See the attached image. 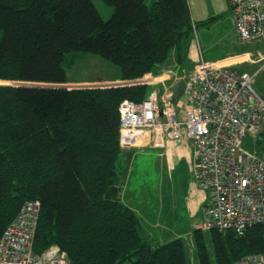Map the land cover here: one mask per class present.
Segmentation results:
<instances>
[{
	"label": "trees",
	"instance_id": "obj_1",
	"mask_svg": "<svg viewBox=\"0 0 264 264\" xmlns=\"http://www.w3.org/2000/svg\"><path fill=\"white\" fill-rule=\"evenodd\" d=\"M0 0V238L28 200L41 201L35 238L41 253L57 244L70 264H189L185 242L154 245L122 199L120 103L142 101L144 83L64 87L74 52L120 67V80L160 75L190 62L194 21L188 0ZM173 51V52H172ZM239 70H248L239 68ZM0 81V82H1ZM216 264L264 253V223L241 234L209 230ZM199 264H213L206 233L193 231Z\"/></svg>",
	"mask_w": 264,
	"mask_h": 264
},
{
	"label": "built area",
	"instance_id": "obj_2",
	"mask_svg": "<svg viewBox=\"0 0 264 264\" xmlns=\"http://www.w3.org/2000/svg\"><path fill=\"white\" fill-rule=\"evenodd\" d=\"M228 2L239 42L264 41V0ZM254 55L250 52L233 62L201 58L181 79L165 70L156 81L146 79L148 74L123 81L131 84L144 78L152 89L142 101L120 103L121 145L164 148L169 141L191 139L194 181L208 193L202 221L207 230L241 234L264 223V96L254 86L264 62L254 73L236 66ZM263 60L264 56L255 62ZM248 135L254 151L244 146ZM41 210L38 199L22 205L0 238V264H70L60 245L35 251ZM231 264H264V253Z\"/></svg>",
	"mask_w": 264,
	"mask_h": 264
},
{
	"label": "rangeland",
	"instance_id": "obj_3",
	"mask_svg": "<svg viewBox=\"0 0 264 264\" xmlns=\"http://www.w3.org/2000/svg\"><path fill=\"white\" fill-rule=\"evenodd\" d=\"M147 1L151 2V0ZM188 1L194 21L214 18V20H211L209 25H200L194 31L193 40L199 47L197 59H195L194 64H197L199 60H201V58L213 61L220 60L224 57L242 53L246 49H250L249 52L255 54L254 56H252V59L248 61L239 60L241 62H237L236 66H238L239 68H246L251 73H254L261 67L264 60L259 62H255V60L264 56V41L248 42L243 44L239 42L235 24V17L228 3V0ZM93 2L96 4L104 19L107 20L111 17L114 12V7L112 5H109L104 0H93ZM2 34V30H0V40L2 38ZM69 57L75 58V62L71 67L67 69L69 81L65 84H62L65 85V87H105L123 84V81L120 80V67L114 62L94 53L74 52L69 54ZM240 58L242 57L232 58L225 62H233L235 60L237 61V59ZM164 63H166L169 67V69L166 68V72L172 71L177 79H181L188 73V70L194 67V64L191 65V62H189L185 66L183 65L182 68L174 69L172 68L170 59H167V61ZM164 63H162L161 65H164ZM152 78H155V80L152 81H156L162 79L163 76L153 75L151 73L146 76V79ZM142 80H144V78L139 80V82L133 83L148 84L146 81ZM1 83L13 82L1 81L0 84ZM181 83L182 80H180L179 84ZM148 85H151V83ZM254 86L264 96V71H262L261 73L259 72L258 76L255 79ZM252 141L253 138L248 135L244 141V146L247 149L254 151L255 149L253 147ZM136 152L137 153L135 157H157L156 154L158 150L140 149ZM155 175L156 172L153 167L151 168L150 162L148 173L142 172L139 167L138 171L136 170L133 174V178L135 180V183L133 184L134 187L136 189H138L140 185L145 188L151 187L152 185H150L149 182L150 179L155 181ZM177 181H180V183L171 187L170 191H173L171 193L166 192L161 197L157 195V199L153 195V192L151 193L150 190H147L144 191V194L137 195V199L133 200V202H136V204L140 205L150 204L156 206L159 205L160 202H163L164 205H167L170 202L174 203L177 201V203L181 207V205L183 204L184 187L181 184V180L177 179ZM118 183H120V181H118ZM131 197L134 198V196ZM182 228L188 229V225H183ZM198 228L206 233L207 249L212 258L213 264H216L213 244L208 233L209 230H207L202 224L199 225ZM193 230L194 227H191L189 231H187V233L182 236V239L185 242L189 264H199L198 257L196 255V243L193 236Z\"/></svg>",
	"mask_w": 264,
	"mask_h": 264
},
{
	"label": "crops",
	"instance_id": "obj_4",
	"mask_svg": "<svg viewBox=\"0 0 264 264\" xmlns=\"http://www.w3.org/2000/svg\"><path fill=\"white\" fill-rule=\"evenodd\" d=\"M198 48L196 42L192 40L189 51L191 65L197 59ZM249 51L250 49H246L242 53L233 54L220 60L225 62L232 58L242 57L245 54H249ZM166 68L169 69L167 64L164 63L161 66L162 72L159 76L162 75ZM167 82L169 83L170 81ZM159 84L162 85V83ZM140 149H157V157H135L136 151ZM149 162L151 168L153 167L156 172L155 181L150 179L149 184L152 186L149 188L140 185L136 189L133 185L135 183L133 174L136 170L138 171L139 167L142 172L148 173ZM192 165L193 142L189 138H185L181 143L169 141L164 148L148 146L125 150V157H122L121 160L122 168L119 176L122 199L139 215L144 226L145 236L154 245L162 244L175 238H182L191 227L195 229L202 224L208 193L195 183ZM177 179L182 181L181 184L184 187L183 204L181 207L177 201L174 203L170 202L167 205L160 202L156 206L150 204L140 205L133 202V200L137 199V195H142L147 190H150L151 193L153 192L156 198L158 197L157 195L161 197L166 192H173L170 191L171 187L180 183ZM131 196H134V198ZM186 224L188 225V229H183L182 226Z\"/></svg>",
	"mask_w": 264,
	"mask_h": 264
},
{
	"label": "water",
	"instance_id": "obj_5",
	"mask_svg": "<svg viewBox=\"0 0 264 264\" xmlns=\"http://www.w3.org/2000/svg\"><path fill=\"white\" fill-rule=\"evenodd\" d=\"M15 84H31V85H45V86H64L65 87V85H62V84H59V85H46V84H40V83H23V82H17V83H15ZM71 88H74V87H71ZM262 136H263V134H262Z\"/></svg>",
	"mask_w": 264,
	"mask_h": 264
}]
</instances>
